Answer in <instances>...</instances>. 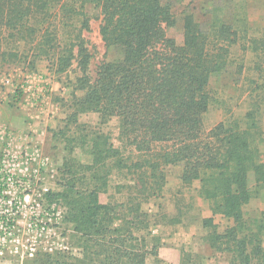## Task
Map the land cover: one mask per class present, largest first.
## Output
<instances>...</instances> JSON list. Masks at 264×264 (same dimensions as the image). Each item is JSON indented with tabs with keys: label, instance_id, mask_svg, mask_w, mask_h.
<instances>
[{
	"label": "trees",
	"instance_id": "obj_1",
	"mask_svg": "<svg viewBox=\"0 0 264 264\" xmlns=\"http://www.w3.org/2000/svg\"><path fill=\"white\" fill-rule=\"evenodd\" d=\"M87 4L101 10L106 49L122 54L103 63L95 79L83 31L61 37L81 16L83 30L89 28ZM58 13L60 29L50 23ZM173 25L170 0H0V67L28 64L35 71L47 61L56 75L67 74L75 63L81 72L64 125L53 131V141L64 143L66 153L55 197L67 208L80 253H40L26 264H148L149 258L162 264V239L144 206L162 196L170 166L183 168L184 185L199 181V196L211 203L213 215L231 223L220 232L214 217L203 220L211 248L231 255V264H264V213L250 221L244 209L254 197L251 177L256 187L264 186L259 121L251 111L245 124L230 120L204 129L210 83L228 70L236 33L226 24L206 28L187 14L179 45L167 35ZM90 113L99 115L102 126L119 120L128 157L109 135L80 122ZM79 150L89 162L78 159ZM124 170L128 198L102 203L114 172Z\"/></svg>",
	"mask_w": 264,
	"mask_h": 264
},
{
	"label": "rangeland",
	"instance_id": "obj_2",
	"mask_svg": "<svg viewBox=\"0 0 264 264\" xmlns=\"http://www.w3.org/2000/svg\"><path fill=\"white\" fill-rule=\"evenodd\" d=\"M170 1L173 4L175 25L167 28V35L179 45L184 41L187 14H193L206 28L226 24L236 33L228 70L214 76L210 83L212 104L204 116L205 131H211L223 121L239 120L245 124L247 114L252 111L264 133V0ZM84 13L89 20V28L83 30L81 19L83 21L85 17L81 16L78 21H74L73 29L65 30L61 37L68 36V33L74 35L76 30L83 31V38L93 56L89 73L95 79L103 63L115 61L122 54L118 49L107 50L105 47L101 36L103 16L100 8L95 4H87ZM61 18L62 15L58 13L50 23L60 29L63 26ZM3 48H7L6 43ZM50 69L47 61L39 62L35 71H31L28 64L1 66L0 102L9 101L10 111L15 112L27 96L21 89L23 79L29 74L46 76L60 86V91L55 95L52 92L49 97L54 105L53 125L58 130L64 125L67 101L81 72L76 63L64 75H56ZM80 122L109 135L115 147L123 149L124 157L130 155V149H126L119 138L118 119L114 118L102 126L98 114H88L82 116ZM63 148L64 143L54 142L46 165H37L35 161L26 164L29 156L25 149L8 145L0 149V264H26L40 253H80V248L72 238V227L65 219L67 208L63 201L55 197L63 183L59 171L66 156ZM260 149L261 162H264V140L260 142ZM77 156L85 163L90 161L80 150ZM166 173L167 184L162 196L144 206L145 211L153 216L154 234L162 239L159 259L162 264H174L166 258L171 259V251L176 248L181 252L182 264H208V261L203 263L201 257L207 256L204 243L208 229L203 226V220L208 216L211 203L199 196V181L192 185L183 184L181 166H170ZM126 174L127 170L114 172L109 192L101 196L102 203L126 201L129 193L122 189L129 183ZM250 187L254 197L244 208L245 215L250 221L260 220L261 208L264 207V186L256 187L254 177H251ZM215 221L221 232L231 225L222 216H218ZM190 226L196 230L197 239L192 245L182 242V245L180 243L175 247L174 238L178 237L179 231H183L180 228L187 231ZM231 259V255L222 254L214 264H231ZM154 260L149 258L148 264H154Z\"/></svg>",
	"mask_w": 264,
	"mask_h": 264
},
{
	"label": "crops",
	"instance_id": "obj_3",
	"mask_svg": "<svg viewBox=\"0 0 264 264\" xmlns=\"http://www.w3.org/2000/svg\"><path fill=\"white\" fill-rule=\"evenodd\" d=\"M45 77L46 76H39L35 74H29L26 76L28 79L26 91H28L29 94L19 104V108L16 109L15 112L12 110L10 111L9 101L2 100L0 102V149L6 147L7 145L17 147L22 150L25 149L30 156L35 157V164L37 165H46L48 163V156L52 152L54 143L53 131L56 128L53 125L55 117L53 116L54 114H52L54 109V105L51 104L52 99H47L41 108H36L31 101V96L34 95L32 92L37 89V85L41 84L43 80H47L50 83L54 95L60 91V86L57 82L54 80L50 81ZM261 211V214H263L264 207L261 208ZM218 216L220 215L214 216L212 210H209L208 208L207 218L214 217L216 219ZM215 224H217L216 221ZM181 229L183 231H179L178 237L176 236V238H174L175 247L179 246L180 243L182 245V242L192 245L194 243V239H197L196 230L193 229L192 226H190L187 231H185L184 228H180V230ZM177 240L179 242L176 244ZM204 246L207 256L201 257L203 263L208 261V264H214V261H216L220 255L227 254L214 251L206 241ZM171 253L172 258H166V260L169 262L172 261L174 264H182L180 250L173 248Z\"/></svg>",
	"mask_w": 264,
	"mask_h": 264
},
{
	"label": "built area",
	"instance_id": "obj_4",
	"mask_svg": "<svg viewBox=\"0 0 264 264\" xmlns=\"http://www.w3.org/2000/svg\"><path fill=\"white\" fill-rule=\"evenodd\" d=\"M27 81L28 79L25 77L23 79V84L21 85V89L25 95H28L29 92L26 91L27 89ZM52 88L50 86V83L47 80H43L41 84L37 85V89H35L31 96V101L34 104L36 108H41L47 99L51 96ZM29 158L26 160V164L30 165L31 161H35V157H32L28 154Z\"/></svg>",
	"mask_w": 264,
	"mask_h": 264
}]
</instances>
